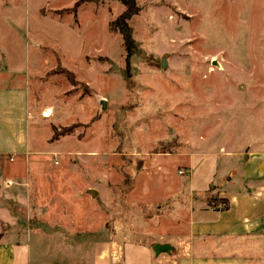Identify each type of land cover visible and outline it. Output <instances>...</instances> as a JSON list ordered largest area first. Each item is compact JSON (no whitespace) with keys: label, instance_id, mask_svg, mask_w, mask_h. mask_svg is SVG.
Returning a JSON list of instances; mask_svg holds the SVG:
<instances>
[{"label":"rangeland","instance_id":"374dc122","mask_svg":"<svg viewBox=\"0 0 264 264\" xmlns=\"http://www.w3.org/2000/svg\"><path fill=\"white\" fill-rule=\"evenodd\" d=\"M136 4L128 22L136 52L127 59L113 24L124 11L119 0H0V25L22 23L23 42L0 26V47L7 64L25 67L16 82L40 112L19 162L27 179L18 185L4 162L0 184L14 183L0 196L26 216L36 197L53 202L54 219L31 216L29 226L54 224L58 246L96 238L103 227L106 238H132L140 217L162 237L170 223L161 216L174 199L160 188V168L173 175L193 152L231 141L241 149L264 134V0ZM11 80L0 74V88Z\"/></svg>","mask_w":264,"mask_h":264},{"label":"crops","instance_id":"0c3cea01","mask_svg":"<svg viewBox=\"0 0 264 264\" xmlns=\"http://www.w3.org/2000/svg\"><path fill=\"white\" fill-rule=\"evenodd\" d=\"M0 26L5 35H16L15 45L23 44L17 31L22 23L13 21ZM7 59L6 51L0 47V74L14 79L10 86L0 88V171L4 162L12 163L11 174L19 176L21 185L28 171L22 170L19 162L30 149L29 130L40 112L30 103L29 88L16 82L25 67H11ZM252 141L248 140L241 149L231 141L218 150L193 152L173 175L160 168V188L165 193L172 191L169 195L174 199L170 210L161 216L170 223L168 228L161 227L162 237H154L147 226L152 221L146 224L140 217L132 223L136 234L132 238H121V232L106 238L109 230L103 227L96 232V238L87 236L78 244L64 240V245L58 246L56 241H50L54 224L29 226L31 216L33 221L54 219L50 214L53 202L36 197L31 201L34 212L26 216L16 214L9 198L0 196V264H264V134L256 143ZM220 160L224 164L221 167ZM43 171L49 172L47 168ZM2 180L11 184L4 185ZM2 180L0 188L14 183L11 177ZM209 194L225 199L228 208L214 210L207 206ZM31 202L28 199L23 203ZM34 238L39 243L37 248ZM54 245L56 250L52 251ZM154 245L169 248L155 254Z\"/></svg>","mask_w":264,"mask_h":264},{"label":"trees","instance_id":"16d2710c","mask_svg":"<svg viewBox=\"0 0 264 264\" xmlns=\"http://www.w3.org/2000/svg\"><path fill=\"white\" fill-rule=\"evenodd\" d=\"M124 6V11L120 14L114 21L119 34L121 35L126 58L130 57L133 53L136 52L135 42L131 35V28L128 25L129 20L137 15L139 12V7L136 4V0H119ZM65 76L68 78V81L71 83L74 82L73 73L66 71ZM211 188L209 189V192ZM207 206L212 207L214 210H226L228 208V202L225 199L218 198L216 196L208 195L206 197Z\"/></svg>","mask_w":264,"mask_h":264},{"label":"water","instance_id":"95a60500","mask_svg":"<svg viewBox=\"0 0 264 264\" xmlns=\"http://www.w3.org/2000/svg\"><path fill=\"white\" fill-rule=\"evenodd\" d=\"M160 67L163 68V69L166 67L165 59L161 60ZM98 103L100 105L101 110H104V108L106 106V102L104 100L99 99ZM88 194H89L90 197H94V196L97 195V192L95 190H93V189H89L88 190ZM168 248H169V246H167V245H154L152 250H153V252L155 254H158V253H160L162 251H168Z\"/></svg>","mask_w":264,"mask_h":264},{"label":"built area","instance_id":"2783aa9c","mask_svg":"<svg viewBox=\"0 0 264 264\" xmlns=\"http://www.w3.org/2000/svg\"><path fill=\"white\" fill-rule=\"evenodd\" d=\"M180 173H181V172H179V174H180ZM7 184H8V185H10V184H11V182H8Z\"/></svg>","mask_w":264,"mask_h":264}]
</instances>
